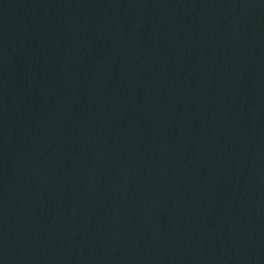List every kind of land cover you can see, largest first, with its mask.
I'll return each instance as SVG.
<instances>
[{
    "label": "water",
    "instance_id": "water-1",
    "mask_svg": "<svg viewBox=\"0 0 264 264\" xmlns=\"http://www.w3.org/2000/svg\"><path fill=\"white\" fill-rule=\"evenodd\" d=\"M0 264H264V0H0Z\"/></svg>",
    "mask_w": 264,
    "mask_h": 264
}]
</instances>
